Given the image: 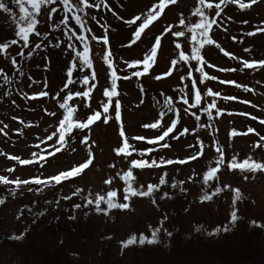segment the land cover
I'll return each mask as SVG.
<instances>
[{
    "label": "rangeland",
    "instance_id": "1",
    "mask_svg": "<svg viewBox=\"0 0 264 264\" xmlns=\"http://www.w3.org/2000/svg\"><path fill=\"white\" fill-rule=\"evenodd\" d=\"M69 4L42 8L28 47L0 11V174L47 181L88 164L40 197L4 202L0 185V264H231L246 239L264 258V168L229 167L264 165V0ZM219 149L218 179L205 184ZM130 168L134 187L158 190L126 202L117 173ZM113 190L129 207L87 204ZM162 221L159 243L141 245Z\"/></svg>",
    "mask_w": 264,
    "mask_h": 264
},
{
    "label": "snow or ice",
    "instance_id": "2",
    "mask_svg": "<svg viewBox=\"0 0 264 264\" xmlns=\"http://www.w3.org/2000/svg\"><path fill=\"white\" fill-rule=\"evenodd\" d=\"M60 2L62 4H64L65 6H68V7L72 6V5L69 4V0H60ZM12 3L15 4L16 6H18L19 15H17V14L12 12V9H10L8 7V5L5 2V0H0V11L9 14L12 17L13 21H18L19 22L17 35H18V37L21 40L24 41V47H28V39H29L28 34L33 31L34 26L38 23V19L37 18L43 14L42 8L48 6V5L52 4V3H55V0H12ZM79 3H80V0H75V4H76L77 7L79 6ZM201 3H203V0H201ZM29 6H30V8H29ZM217 7H219V5H217ZM51 11L55 12L56 9H52ZM201 11L202 10L197 9V13H200ZM49 15H51V13H49ZM76 22L79 24L80 20L77 19ZM181 23H183V21H181ZM201 26L202 25L200 23L196 24V28H200ZM35 34L37 36L42 35L39 32H36ZM136 35L139 36L140 33L137 32ZM178 35L183 36L184 33L180 32V33H178ZM250 35H251V33H250ZM211 42H212L211 40L208 41V43H211ZM12 43L16 44V41L13 40ZM157 43H159V41H157ZM3 47H7V45H3ZM57 47H59V45H57ZM71 47L75 48L74 45H72ZM177 47H179V45H177ZM35 48H37V49L40 48V45L36 44ZM154 52H155V49H153V53ZM21 55H22V53H21ZM77 55H79V53ZM84 56H85L84 63H87V59H86L87 58V44L84 45ZM180 59L181 60H185V57H184L183 53H181ZM192 59H198V57L196 56V53H195V49L193 50ZM173 63H175V61H173ZM252 66H253L252 64H247L246 65V67H249V68H251ZM82 68H83V64H82ZM70 75H71V72H69V76ZM135 75L139 76L140 73L136 72ZM182 79H183V77H182ZM85 82H87V77H85ZM112 83H113V88H114L115 87V81L113 80ZM211 94H212L211 91H209L208 95H211ZM105 95L111 97L112 95H115V92L114 91H112V92L106 91ZM197 103H199V96H197ZM117 104H119L118 101H117ZM61 107H64V105L62 104ZM165 107H167L169 111L172 110L171 109V105L166 104ZM104 111L107 112L108 108L105 107ZM99 116H100V113L97 112L94 116H92L90 118L88 123H91L93 120L98 119ZM117 117H119V111L118 110H117ZM197 119H199V117H197ZM105 123H107V119H105ZM61 125H63V121H61ZM70 127H71V125H69V128ZM153 127H155V125H153ZM171 131H172V128L169 127L168 130L165 131L163 133V135H161L159 137V139L160 140H164V138ZM249 131H252V129H249ZM63 139H64V136H63V132H62L61 136H60V140H63ZM262 139H264V138H262ZM152 142L153 141H149V143H152ZM165 146H167V145H165ZM128 147H131V146L126 144L125 148H128ZM124 150L125 149H121L120 151H124ZM219 151L221 153V156H220V159L216 161L217 167L213 168V169H210L205 174V176H204V183L205 184H207L209 182V180L218 179V177L216 176V173L219 171V165H221L223 163V150L219 149ZM24 163H28V161H24ZM168 163H171V161H169ZM144 166H145V164L142 163V162H139V161H132L131 162V168H142ZM81 167L87 168L88 164L86 163V164H84V165H82L80 167L74 168L72 171H66V172H63L61 174H58L53 179L55 180L56 184H60L62 177L69 178V177L73 176L74 174H78L81 171ZM229 167L230 168H239L242 171L243 170L255 171L256 169L264 168V165H261V164H258V163L249 164V160H245L243 164H237L236 161H235V158H233V162H232V164L229 165ZM131 168L125 174H121L119 172L117 173V175L120 176V178L125 182V185H126V187L123 189V191H124V200L127 202V201L130 200L131 197H135V196H152L153 192L155 190H158L157 186L149 185L148 188H147V191L143 190V186H140L139 188L134 187L133 186L134 177H133V173H132ZM0 179H3V178H0ZM3 182L4 183H8L7 180H4ZM40 182L41 181L39 179L35 180L36 184H39ZM110 182L111 181H106V183H110ZM14 183H16L17 185L28 184L29 181H19V180H17ZM164 183H165L164 179H161L160 184L163 185ZM172 187L175 188L176 185L173 184ZM225 187H228V186H225ZM220 190H221L220 188H217L215 190V193H219ZM167 195L168 194L165 193L164 197H162V198L167 197ZM115 197H117V191L113 190V191H109L107 193V198H105L104 196H101V195H97L95 200L87 199V198L86 199H87V204L88 205L95 204V210L97 211V213H100V212L103 211L104 214H107V211L100 207L101 201H103L107 205V210L117 209V208L125 209V208L129 207L128 203H124V204L118 203L116 200L113 199ZM210 199H212V197L208 196V195H205L204 197H202V200H210ZM153 200H154V197H153ZM238 200H240V193H239V190H236V196H235V199H234L233 203L235 204L236 201H238ZM2 202L3 201L0 200V203H2ZM80 207H81V205H75L74 206V208H80ZM231 218H232L233 223L237 220L238 217H237V213L235 211H233L231 213ZM162 224H163V221L161 222V227H157L154 230H152L150 239L145 237L144 235H141L139 237V243L141 245H143L144 243H149V244L159 243V234L161 232ZM197 230L199 231V229H197ZM224 230H228V229L225 228ZM216 231L219 232L220 229H217ZM136 240H137V237L135 235H133L127 241L125 246L135 243Z\"/></svg>",
    "mask_w": 264,
    "mask_h": 264
},
{
    "label": "trees",
    "instance_id": "3",
    "mask_svg": "<svg viewBox=\"0 0 264 264\" xmlns=\"http://www.w3.org/2000/svg\"><path fill=\"white\" fill-rule=\"evenodd\" d=\"M141 153L144 154V151H142ZM0 178H3L0 179V185H2V187H5L8 193L6 196H4L3 199L4 202L8 200L11 201L14 199L22 200L30 196L32 197L44 196L49 193H53L55 190H57L59 185L56 184L55 180L41 181L39 184H36L35 181H29L28 184L17 185L16 183H14L15 181H17V179L12 178L9 175L6 176L0 174ZM4 180H7L8 183H4L3 182ZM58 221L61 222L60 217L58 218ZM52 222L53 221L51 220L49 221L50 226L53 225ZM66 224H68V222H66ZM32 225L33 223L30 222L29 227H31ZM51 254L52 253H49L46 259L49 258ZM230 257L231 259L229 260V262L231 264H261L258 261H262L264 259L262 255H260L259 249L256 248L255 245H252V243L247 239L244 240L243 242L241 241V246L238 249H236Z\"/></svg>",
    "mask_w": 264,
    "mask_h": 264
}]
</instances>
